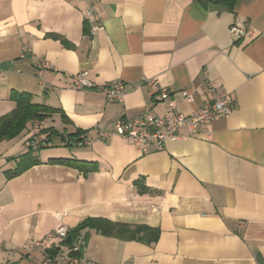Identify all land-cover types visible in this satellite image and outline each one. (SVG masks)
<instances>
[{
	"label": "crops",
	"instance_id": "1",
	"mask_svg": "<svg viewBox=\"0 0 264 264\" xmlns=\"http://www.w3.org/2000/svg\"><path fill=\"white\" fill-rule=\"evenodd\" d=\"M86 7L85 0H0V118L15 109L13 92L55 110L44 120L51 136L36 154L40 164L9 177L36 139L34 121L0 142V264H45L47 252L24 246L87 219L160 232L147 244L83 230L78 239H87L84 256L94 264H264V0H238L234 12L210 0H95L104 26L95 35ZM233 24L253 37L235 41ZM42 61L49 67L40 69ZM81 72L95 88H73ZM146 79L187 114L213 98L207 84L214 82L233 97L235 112L163 150L141 153L120 136L97 140L121 117L162 114ZM118 81L122 103L99 91ZM182 91L193 105L175 95ZM77 132L89 144L78 146ZM60 159L96 169L52 162Z\"/></svg>",
	"mask_w": 264,
	"mask_h": 264
},
{
	"label": "built area",
	"instance_id": "2",
	"mask_svg": "<svg viewBox=\"0 0 264 264\" xmlns=\"http://www.w3.org/2000/svg\"><path fill=\"white\" fill-rule=\"evenodd\" d=\"M85 1L87 2V7L84 11L85 20L90 26L91 34L95 35L97 32L104 30V26L97 15L95 0ZM229 32L237 42L253 37V30L244 25L233 24ZM47 67H49L47 62L42 61L39 63L40 69ZM145 81L149 83L151 90L155 93L158 103L164 107L162 114L157 113L155 110L147 109L137 117H121L115 122L113 131L100 132L97 140L120 136L137 147L141 153H146L150 148L163 150L168 142L199 136L207 132L209 124L213 120L229 118L236 109L233 97L226 92L218 91L214 82L207 84L208 92L213 95V98L196 112L187 114L180 109L176 101L171 98V93L165 88L157 85L154 80L146 79ZM73 88L76 90L93 89L95 85L88 78V72H81L74 76ZM99 91L109 101L115 103H122L126 96L125 86L121 81L99 88ZM175 95L182 98L189 105L194 104V96L189 91L178 92ZM33 126L36 139L30 141L29 147L33 151H37L46 141L48 135L43 132L46 129L44 128V121L35 120ZM181 129L187 130V134L182 135L180 133ZM87 144H89V139L83 133L77 145L84 146ZM69 232L67 227L59 225L42 240L24 246L23 249L28 254L37 250L47 252L45 264H94L85 258L86 246L79 240L68 244L65 250L59 248L53 250L55 243L67 240Z\"/></svg>",
	"mask_w": 264,
	"mask_h": 264
},
{
	"label": "trees",
	"instance_id": "3",
	"mask_svg": "<svg viewBox=\"0 0 264 264\" xmlns=\"http://www.w3.org/2000/svg\"><path fill=\"white\" fill-rule=\"evenodd\" d=\"M211 3L218 6H223L225 9L234 12L238 0H210ZM11 100L15 102V109L9 114L0 118V142L4 140H11L18 137L29 125L30 122L35 120L44 121L48 113L55 110L47 106L36 104L33 98L27 93L13 92ZM64 122H69L66 116H62ZM47 133V139L42 144L41 148L37 151H30L18 158V167L16 170L9 173V177L20 175L25 170L40 164L38 156L36 155L50 140V130H43ZM83 133L77 132L75 136L78 137L76 142L80 141V136ZM53 163L65 164L79 169L84 173L94 171L96 169L95 163H84L75 160H53ZM95 231L104 236L114 237L121 240H136L147 244H153L159 238L160 232L158 229H153L147 226H129L127 224L115 223L106 219H87L83 221L74 230H69V235L65 243L70 244L75 240H79V234L83 230ZM87 239H83V244H87Z\"/></svg>",
	"mask_w": 264,
	"mask_h": 264
}]
</instances>
